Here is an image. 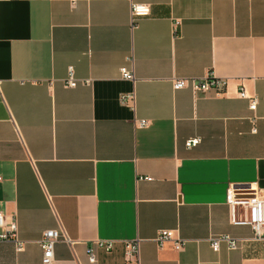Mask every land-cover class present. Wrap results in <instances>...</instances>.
Here are the masks:
<instances>
[{
    "label": "crops",
    "instance_id": "1",
    "mask_svg": "<svg viewBox=\"0 0 264 264\" xmlns=\"http://www.w3.org/2000/svg\"><path fill=\"white\" fill-rule=\"evenodd\" d=\"M209 74L223 93L173 86ZM263 101L264 0H0V210L24 241L0 238V264H45L49 229L70 240L52 264H125L135 239L141 264H264L227 202L231 185L264 190ZM219 235L239 246L214 250Z\"/></svg>",
    "mask_w": 264,
    "mask_h": 264
},
{
    "label": "built area",
    "instance_id": "2",
    "mask_svg": "<svg viewBox=\"0 0 264 264\" xmlns=\"http://www.w3.org/2000/svg\"><path fill=\"white\" fill-rule=\"evenodd\" d=\"M132 1V0H131ZM150 9L146 5H141L133 2L132 4V17L135 20L136 17L149 14ZM132 60V58H131ZM121 74L124 79L135 80V75L132 69L123 66L121 68ZM67 86L74 87L77 85V79L75 78L73 68H70L69 77L66 81ZM227 85V79L217 78L212 74L203 78H179L175 79L173 86L175 89L184 88L190 86L194 91H216L221 94L225 91ZM242 97L248 98L250 101V109L256 110L260 99L257 96H249L244 87L240 90ZM121 100L123 102L134 101V92L125 93L122 95ZM264 104V101H263ZM255 123L256 117L252 118ZM147 121H140V125H146ZM253 131H257L256 127H253ZM201 142V138L198 136L188 139L185 143L187 148H193ZM151 180V177H140ZM3 178L0 176V181ZM227 202L232 210V222L236 225H248L253 231V239L264 240V190L254 184L249 185H231L228 189ZM0 227L3 231L0 233V238L13 241L16 244L18 250L24 248V241L18 236V223L14 216H8L5 212L0 210ZM65 239L70 241L65 233L59 229L46 230L40 240V246L43 252V262L45 264H52L55 258V245L59 239ZM173 239V233L169 230H162L156 237V241L159 245L163 246L168 241ZM227 242L230 249H236L239 246V239L231 237L229 235H219L212 239L211 245L214 250H219L221 243ZM185 242L182 240L175 241V248L180 250L184 246ZM95 246L102 248L106 251H111L114 247V241L110 240H97ZM125 264H141V242L139 239L127 241L124 246ZM89 258L91 261H96L97 255L95 247L90 246L88 249Z\"/></svg>",
    "mask_w": 264,
    "mask_h": 264
}]
</instances>
